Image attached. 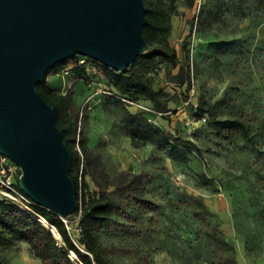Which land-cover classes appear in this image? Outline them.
<instances>
[{
    "label": "rangeland",
    "instance_id": "obj_1",
    "mask_svg": "<svg viewBox=\"0 0 264 264\" xmlns=\"http://www.w3.org/2000/svg\"><path fill=\"white\" fill-rule=\"evenodd\" d=\"M146 1L162 2L170 11L165 40L176 49L178 65L157 60L148 75L165 106L138 104L155 111L146 113L157 126L196 142L203 158L193 154L181 165L150 144L134 146L120 128V106L108 99L111 72L103 64L92 61L86 81L72 73L74 60L51 71L47 85L71 97L80 118L87 114L84 126L99 144L103 171L110 179L125 172L128 182L134 174L143 177L141 194L149 202L124 199L116 222L101 230V241L113 247L116 264H219L224 252L207 237L217 228L235 247L238 264H264V9L257 0ZM202 98L209 112L199 119ZM213 119L244 120L256 142L240 135L226 140ZM88 181L89 194H98ZM199 212L204 220L196 218ZM79 219H72L75 239ZM10 250L1 252L5 261L17 256Z\"/></svg>",
    "mask_w": 264,
    "mask_h": 264
},
{
    "label": "trees",
    "instance_id": "obj_2",
    "mask_svg": "<svg viewBox=\"0 0 264 264\" xmlns=\"http://www.w3.org/2000/svg\"><path fill=\"white\" fill-rule=\"evenodd\" d=\"M257 1L264 9V0ZM144 3L147 9L145 14L147 23L143 28V37L148 49L132 66L122 72H116L103 65L111 72L108 99L120 106L122 110L120 128L125 131L134 146L150 144L172 162L186 165L193 154L203 158L200 146L191 139L174 135L157 126L144 111L133 113L124 101L125 99L135 103L146 102L152 108L165 106L161 99L162 93L155 90L148 75L156 68L157 60H162L174 68L178 65L176 49L165 40L172 29L170 11L162 2L152 4L144 0ZM184 51L186 58L189 59V51L185 47ZM79 57L58 64L47 72L43 82L37 84L39 95L54 107L56 125L61 129L71 154L69 174L76 186L78 203L74 215H80L76 227L78 239L73 237L72 232L74 215L63 219L57 213L37 204L26 210L7 198H0V264H6L1 252L11 249L17 242L27 243L33 258L39 260L40 264H116L113 260V247L101 241V230L116 222V216L123 211L124 199L149 202L141 194L143 180L141 175L134 174L128 182L125 179V172H120L117 177L110 179L109 174L103 171L101 153L97 152V146H91L90 133L86 132L84 126L87 114L82 113L80 118L71 97L55 92L47 85V76L51 71ZM71 71L78 80L86 81L89 78L88 70L83 66H75ZM207 104L203 98L200 100L195 113L199 119L209 112ZM212 123L225 131L226 140L233 135H240L246 142L252 144L256 142L244 120L213 119ZM200 178L205 184L209 182L204 174L200 175ZM88 179L99 188L98 194H89ZM16 182L20 190L18 181ZM110 187H113L111 191ZM195 202L202 210L206 209L203 202ZM196 218L204 220L205 214L199 212ZM41 219L47 225L43 224ZM51 228L56 229L59 239L54 236ZM207 237L224 252L219 264H238L235 247L221 236L217 228L209 231ZM71 253L76 259H72Z\"/></svg>",
    "mask_w": 264,
    "mask_h": 264
},
{
    "label": "water",
    "instance_id": "obj_3",
    "mask_svg": "<svg viewBox=\"0 0 264 264\" xmlns=\"http://www.w3.org/2000/svg\"><path fill=\"white\" fill-rule=\"evenodd\" d=\"M146 10L144 0H0V155L20 168V190L63 219L78 208L71 154L37 84L76 56L132 66L148 49Z\"/></svg>",
    "mask_w": 264,
    "mask_h": 264
},
{
    "label": "built area",
    "instance_id": "obj_4",
    "mask_svg": "<svg viewBox=\"0 0 264 264\" xmlns=\"http://www.w3.org/2000/svg\"><path fill=\"white\" fill-rule=\"evenodd\" d=\"M92 61L94 60L89 57L80 56L77 60L74 61V64L71 68L75 66H83L87 70L90 67H92V69H95L92 64ZM68 72L69 69H66L65 74H68ZM108 94L110 93L108 92ZM124 101L128 104L129 107L134 106L144 112H155L153 109L145 107L141 104L130 102L125 99ZM0 162V196L11 200L23 209L30 210L32 205H35L36 203H34L31 198H29L23 191L19 190L16 186L17 182L15 180V173L17 170H20V168L14 162H12L10 159L3 155H0Z\"/></svg>",
    "mask_w": 264,
    "mask_h": 264
},
{
    "label": "crops",
    "instance_id": "obj_5",
    "mask_svg": "<svg viewBox=\"0 0 264 264\" xmlns=\"http://www.w3.org/2000/svg\"><path fill=\"white\" fill-rule=\"evenodd\" d=\"M91 138V134H90ZM93 139H91V146H95ZM99 145V144H98ZM97 145V146H98ZM1 168V162H0ZM12 252H16V257L9 259L6 261V264H40L39 260L33 258L30 252V246L25 242H17L11 250Z\"/></svg>",
    "mask_w": 264,
    "mask_h": 264
},
{
    "label": "bare ground",
    "instance_id": "obj_6",
    "mask_svg": "<svg viewBox=\"0 0 264 264\" xmlns=\"http://www.w3.org/2000/svg\"><path fill=\"white\" fill-rule=\"evenodd\" d=\"M41 221H42L43 224L47 225L46 222H45L43 219H41ZM53 231H54V235H55V237H56L57 239H59L60 236L58 235V233H57V231H56L55 228H53ZM70 256L72 257V259H76V258H75V255H74L73 253H71Z\"/></svg>",
    "mask_w": 264,
    "mask_h": 264
}]
</instances>
